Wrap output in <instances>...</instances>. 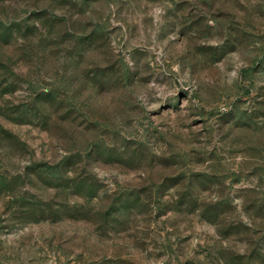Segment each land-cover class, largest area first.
Listing matches in <instances>:
<instances>
[{
    "label": "rangeland",
    "instance_id": "374dc122",
    "mask_svg": "<svg viewBox=\"0 0 264 264\" xmlns=\"http://www.w3.org/2000/svg\"><path fill=\"white\" fill-rule=\"evenodd\" d=\"M0 264H264V0H0Z\"/></svg>",
    "mask_w": 264,
    "mask_h": 264
}]
</instances>
